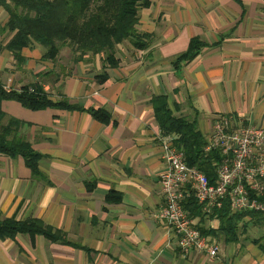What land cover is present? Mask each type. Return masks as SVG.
Returning <instances> with one entry per match:
<instances>
[{
    "label": "crops",
    "instance_id": "obj_1",
    "mask_svg": "<svg viewBox=\"0 0 264 264\" xmlns=\"http://www.w3.org/2000/svg\"><path fill=\"white\" fill-rule=\"evenodd\" d=\"M150 1L136 26L148 46L119 45L113 68L103 55L75 62L66 48L56 63L47 62L39 45L17 63L5 48L7 17L0 10L3 89L39 83L52 99L79 108L32 111L16 101L0 103L42 156L39 169L48 180H34L21 157L0 156L2 218L39 220L65 236V243L27 235L0 239V264H264L256 239L249 240V229L263 231L260 226L249 225L231 244L221 232L208 233L219 247L214 260L181 253L157 218L165 165L152 104L165 96L174 116L194 122L207 141L222 117L236 127H264V0ZM191 39L206 46L193 61L174 66ZM93 110L108 122L97 121ZM192 222L207 232L219 227L205 215Z\"/></svg>",
    "mask_w": 264,
    "mask_h": 264
},
{
    "label": "trees",
    "instance_id": "obj_2",
    "mask_svg": "<svg viewBox=\"0 0 264 264\" xmlns=\"http://www.w3.org/2000/svg\"><path fill=\"white\" fill-rule=\"evenodd\" d=\"M150 4V0H0V10L7 17L4 30L9 35L5 48L17 63L24 61L26 49L39 45L44 51L42 59L47 62L56 63L61 50L66 48L73 54L75 62L87 55H103L107 65L113 68L116 66L115 50L119 45L128 41L138 50L148 46L149 37L139 35L136 26L140 11ZM205 46L199 39H191L187 52L173 59V65L193 61ZM48 76L49 72H46L39 77ZM106 77V73L100 75L101 80ZM2 101H16L32 111L79 109L65 100L52 99L39 83L29 84L18 91H6L0 85V103ZM152 104L160 134H174V146L184 153L187 164L197 167L214 184L219 155L205 151L208 141L197 125L174 116L165 96L154 97ZM91 114L101 123L109 120L102 111L93 110ZM21 126L18 120L3 113L0 106V156L21 157L34 180L48 183L39 169L42 156L22 136ZM258 201L264 205V196ZM183 207L191 219L204 215L194 198L185 200ZM210 217L217 218L218 229L209 232L198 229L207 237L210 236L208 233H223L226 244L238 242L249 225L264 229V211L234 213L228 203H224L222 209L214 210ZM17 235H27L31 239L43 236L52 242L65 243L62 233L45 227L39 220L3 219L0 213V239L14 240ZM252 243L264 256V236Z\"/></svg>",
    "mask_w": 264,
    "mask_h": 264
},
{
    "label": "built area",
    "instance_id": "obj_3",
    "mask_svg": "<svg viewBox=\"0 0 264 264\" xmlns=\"http://www.w3.org/2000/svg\"><path fill=\"white\" fill-rule=\"evenodd\" d=\"M174 139L175 135L157 137L165 165L160 176L163 206L157 218L171 229L181 253L197 251L214 260L218 245L193 225L183 203L194 198L208 217L224 203L234 213L263 212L264 205L258 198L264 196V127H236L227 117L214 122L205 149L219 155L214 184L197 167L187 164L184 153L174 146Z\"/></svg>",
    "mask_w": 264,
    "mask_h": 264
},
{
    "label": "rangeland",
    "instance_id": "obj_4",
    "mask_svg": "<svg viewBox=\"0 0 264 264\" xmlns=\"http://www.w3.org/2000/svg\"><path fill=\"white\" fill-rule=\"evenodd\" d=\"M173 136H174V134H172ZM250 230V232H249V240H251V238L252 239H260L261 237H263L264 236V230L262 231L261 229H255V228H250L249 229ZM252 241V240H251ZM255 241V240H254Z\"/></svg>",
    "mask_w": 264,
    "mask_h": 264
}]
</instances>
